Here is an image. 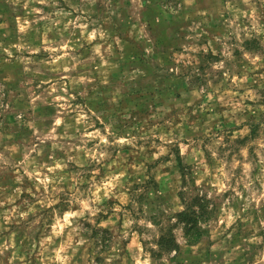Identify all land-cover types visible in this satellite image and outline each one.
Instances as JSON below:
<instances>
[{"label": "rangeland", "instance_id": "1", "mask_svg": "<svg viewBox=\"0 0 264 264\" xmlns=\"http://www.w3.org/2000/svg\"><path fill=\"white\" fill-rule=\"evenodd\" d=\"M0 264H264V0H0Z\"/></svg>", "mask_w": 264, "mask_h": 264}, {"label": "trees", "instance_id": "2", "mask_svg": "<svg viewBox=\"0 0 264 264\" xmlns=\"http://www.w3.org/2000/svg\"><path fill=\"white\" fill-rule=\"evenodd\" d=\"M200 209L201 211L197 212L193 205H190L184 212L179 214L186 223V237L191 243L200 240L204 234L203 229L199 226L200 217L203 216L201 206Z\"/></svg>", "mask_w": 264, "mask_h": 264}]
</instances>
